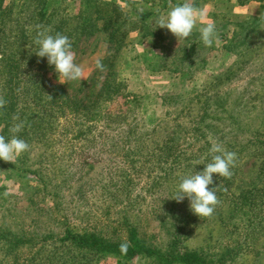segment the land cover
<instances>
[{"label":"trees","instance_id":"trees-1","mask_svg":"<svg viewBox=\"0 0 264 264\" xmlns=\"http://www.w3.org/2000/svg\"><path fill=\"white\" fill-rule=\"evenodd\" d=\"M75 1L77 10L70 12L69 0H11L6 5L0 0V97L6 101L5 107L0 109V135L6 140L10 139V127L19 121H26L18 136L30 145L29 150L22 153L15 163L0 160V168L6 170V177L15 175L30 187L32 196L27 198L29 206L36 204L34 197L43 206L36 210L27 207L26 213L33 217L27 225L24 220L26 214L23 217L15 206L6 203L7 198L3 195L5 186L0 185V264H98L113 254L127 261L141 258L148 264H237L248 257L253 258V264H264V137L260 136L264 131L262 114L256 116L255 120L238 123V127H234L236 133L240 130L247 132L249 137L245 144L236 140L221 143L226 150L237 154V161L236 167L231 169L233 175L230 179L213 174L214 182L209 188L215 190L220 203L211 217L200 218L194 215L189 204H185V199L181 203L173 201L171 198L176 191L168 190L170 199L164 201L165 205L161 203L159 210L163 213L159 229L165 239L156 243L140 235L138 215L130 212L138 195L133 198L129 190L122 189L117 190V193L108 191V194H114L111 197L113 203L123 204L114 213L124 232L122 241L113 240L95 225L90 226L89 222L82 223L84 221L79 219L81 216H77L79 220L71 222L66 208L72 197L71 194L66 197L64 193L65 187H70V180L64 174L62 164L58 163L63 158V152L59 149L57 151L58 143L70 129L74 138H86L88 134L93 137L96 123L110 117L108 103L120 96L126 103L131 102L121 93L115 68L116 58L125 47L130 30H137L141 38L149 39L161 50L157 69L174 63H168L167 58L170 52H175L176 46H172L178 41L167 29L155 28V20L161 9L184 2L139 0L158 5L159 10L153 11L135 6L138 2L136 0ZM207 1L214 0H192L197 8ZM246 1L235 0V3L240 5ZM125 6L130 9L127 11ZM36 24L49 28L52 35L59 32L68 36L72 50L78 47L80 41L98 31L106 35L110 51L102 61L106 71L96 88L83 94V85L76 94H70L64 84L52 81L50 74L54 67L48 65L46 58H38L35 54L37 46L32 41ZM234 27L223 47L243 62L244 57L255 53L258 44L262 45L260 40L264 38V13L236 22ZM179 42L184 57L192 63L195 47L201 43L198 30H193L190 37ZM219 80L217 77L213 82ZM213 101L205 105L207 101L198 96L190 102L198 103L192 121L198 124L195 129L201 138L215 134L217 126L213 125V121L222 118L213 113L218 109L226 110L223 108L226 103L220 97ZM13 116H18L19 120L14 121ZM229 120L237 123L234 115H230ZM203 141L205 144L202 148L210 149L211 145H207L210 141ZM37 146L41 151L33 159L31 153ZM170 146H164L166 154L161 159L164 163L168 159L176 162L177 156L172 155L173 150L168 152ZM47 156L49 167L44 163ZM250 157L253 158L252 167L245 174L240 162ZM210 160L209 153L203 156L204 162ZM190 162L186 161L183 168L190 166ZM172 169L168 167L164 170L161 167L164 174L159 173L153 177L152 182L158 183V178L169 180L168 173ZM171 186L176 188L173 183ZM78 190L77 194H84L80 187ZM46 199L49 205L44 204ZM110 214L107 211L106 215ZM203 221L216 222L221 240L216 239L217 243L212 244L208 239L205 245L189 246L185 240L193 234V226L196 223L199 226ZM123 242L130 244L127 254L120 251L119 246Z\"/></svg>","mask_w":264,"mask_h":264},{"label":"rangeland","instance_id":"rangeland-1","mask_svg":"<svg viewBox=\"0 0 264 264\" xmlns=\"http://www.w3.org/2000/svg\"><path fill=\"white\" fill-rule=\"evenodd\" d=\"M2 1L6 5L11 0ZM136 1L135 6L142 9L159 10L158 5ZM172 7L174 6L170 4L161 9L159 16L166 14ZM198 8L204 9L208 20L215 23L217 34L222 35L218 36V42H214L211 47L199 43L193 52L192 63L189 58L184 57L180 42H174L172 47L176 46V50L170 52L167 58L168 63H174L157 69L161 50L149 39L141 38L137 30H130L125 47L116 58L115 68L121 93L131 102L126 103L120 96L108 103L110 117L96 123L93 137L88 134L86 138H74L70 129L58 143L57 151L59 149L63 152L62 161L58 163L62 164L64 174L70 180V187H65L64 193L66 197L70 194L72 197L66 208L72 223L77 221V216H81L79 219L84 221L82 223L89 222L90 226L95 225L113 240L122 241L124 232L114 213L123 204L113 203L111 197L114 194H108V191L117 193V190L127 189L131 197L138 195L130 212L138 215L140 235L161 243L165 235L162 236L159 229L160 216L163 214L159 211L160 205H165L164 201L170 199L168 190L176 191L183 177L203 171L202 165L208 163L203 161V156L209 153V148H202L205 144L203 140L210 141L211 137L219 143L236 140L245 144L249 137L247 132L240 130L236 133L234 127H238V123L245 124L249 120H255L260 114L264 127V38L260 40L262 45L258 44L255 53L244 57L243 62L238 61L234 54L223 47L225 39L232 35L236 22L264 13V0H247L240 5L235 0H214L203 2ZM125 9L128 11L130 7L125 6ZM68 10L76 12L75 0H69ZM200 26L198 24L194 30H198ZM109 45L106 35L101 31L80 41L73 51L75 63L85 70V79L63 83L70 94H76L83 85V94L96 88L106 71V65L102 61L109 54ZM97 59L104 65L102 72L95 68ZM176 67L177 70H174ZM217 77L220 80L214 83ZM50 78L60 83L54 70ZM198 96L207 101L205 105L213 103L218 97L226 103L223 106L226 110L218 109L213 113L222 118L213 121V125L217 126L213 136L207 134L201 138L195 129L198 124L195 120L192 121V115L197 113L195 110L198 103L190 102L193 97ZM230 115L237 117V123L229 120ZM260 136L264 137V131ZM166 144L171 145L168 152L173 150L172 155L177 156L176 162L168 159L164 163L161 160L162 155L166 154ZM207 145H211V142ZM39 150L37 146L32 151L33 159ZM246 151H243L244 155ZM188 160L191 161L190 166L183 168ZM252 160L251 157L241 160V168L246 171L245 174L252 167ZM44 163L49 167V156L44 159ZM197 163H200L199 166ZM161 167L164 170L173 168L168 173L169 180L158 178L159 182L154 184L153 177L159 173L164 174ZM172 183L176 188L171 186ZM1 184L5 186V192H9L6 203L15 206L23 217L26 214L24 220L29 225L33 217L26 213L27 207L36 210L43 207L42 203L40 205L37 197H34L36 204L29 206L27 198L32 196L30 187L15 175L6 177V170L2 168ZM79 187L84 196L79 192L77 194ZM185 200V204H189L188 199ZM44 204L49 205V200L46 199ZM107 211L111 213L110 216L106 215ZM196 225L198 224L193 226V234L185 240L189 246L205 245L208 239L212 244L217 243L216 239L221 240L216 222L203 221L199 226ZM98 264L148 263L141 258L127 261L120 255L113 254L100 260ZM237 264H253V258H244Z\"/></svg>","mask_w":264,"mask_h":264},{"label":"clouds","instance_id":"clouds-1","mask_svg":"<svg viewBox=\"0 0 264 264\" xmlns=\"http://www.w3.org/2000/svg\"><path fill=\"white\" fill-rule=\"evenodd\" d=\"M198 24L201 25L198 29L199 40L205 47H211L214 42H218L215 23L208 20L206 11L197 8L192 0H184L182 4L172 7L170 11L155 20V28L167 29L178 42L190 37ZM33 30L35 36L32 43L37 46L36 56L47 59L48 65L54 67L60 83L85 79L84 68L75 63L76 56L68 36L59 32L52 35L51 30L43 24L34 25ZM95 68L104 71V65L99 59L95 60ZM5 105V99L0 97V109ZM13 120L18 121L19 117L13 116ZM25 123L26 121L14 123L9 129L12 135L8 140L0 135V160L15 163L22 153L29 150L30 145L18 136ZM210 142V162L205 164L203 171L183 177L171 198L178 203L187 198L190 211L200 218L211 217L220 203L215 190L209 188L214 182L213 174L230 179L233 175L231 169L236 167L237 161L235 152L226 150L221 143L211 137ZM3 195L7 197L9 192L6 191ZM129 247L128 242H123L119 246L122 254H127Z\"/></svg>","mask_w":264,"mask_h":264}]
</instances>
